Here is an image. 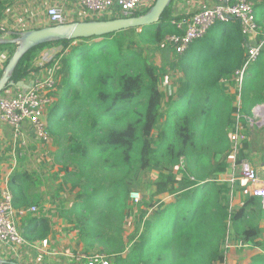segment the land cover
<instances>
[{"label":"trees","instance_id":"obj_1","mask_svg":"<svg viewBox=\"0 0 264 264\" xmlns=\"http://www.w3.org/2000/svg\"><path fill=\"white\" fill-rule=\"evenodd\" d=\"M155 2L134 17L148 13ZM181 7L172 0L154 25L36 46L23 56L11 77L15 84L29 83L39 71L35 67L38 56L60 48L47 66L50 71L59 67L55 86L58 100L46 110L47 131L51 138L68 136L70 145L61 148L56 159L61 162L67 158V181L81 187L76 205L81 211L71 212V222L77 226L84 252L105 254L112 258L111 264H222L232 230L235 243L259 245L256 240L261 230L243 226L252 203L233 210L231 185L218 180L232 154L230 134L238 112L234 94L232 105L224 91L235 87L231 79L246 60L248 39L239 24H217L212 30H219V36L209 34L181 55L179 66L185 82L179 98L185 102V111L175 112L177 118L165 124L160 133L162 142L160 136L154 138L163 117V93L156 67L146 61L144 51L159 49L168 36L181 34L172 25L185 16ZM4 15V0H0V22ZM263 59L250 70L261 73L260 77L244 82L242 114L264 99ZM245 143L237 152L238 164ZM182 160L186 180L193 179L195 184L180 190L175 171ZM70 167L76 170L72 172ZM150 171L165 173L153 184V196L169 193L176 202L164 210L156 207L158 202L150 204L155 211L142 231L129 239L124 224L131 214L137 174ZM32 184L28 173L11 179L15 208H30L35 203L29 196ZM26 220L22 235L28 243L40 245L48 240L51 226L46 217L28 216Z\"/></svg>","mask_w":264,"mask_h":264},{"label":"built area","instance_id":"obj_2","mask_svg":"<svg viewBox=\"0 0 264 264\" xmlns=\"http://www.w3.org/2000/svg\"><path fill=\"white\" fill-rule=\"evenodd\" d=\"M68 1V0H66ZM210 7L196 12H186L180 21H173L181 34H173L166 38L177 55H183L197 41L205 38L217 24L237 23L242 34L248 39L245 45L246 60L236 70L231 82L235 83V114L234 128L230 134L232 154L237 155L247 140L246 123L249 117L241 113L242 89L250 70L264 56V24L260 23L257 7L264 5V0H212ZM143 0H81L84 17L88 19L130 18L138 12ZM48 26L64 25L70 22L64 6H50L45 12ZM57 53V52H56ZM56 53L46 50L35 61L39 69L27 90L12 88L0 95V123L14 130V136L20 137L23 125L31 127L37 138L49 142L51 136L47 131L46 110L53 103L50 93L55 89L54 70L46 75L44 72L54 60ZM28 84V83H27ZM253 114L264 119V107L257 106ZM239 176L255 187L254 195L261 198L264 207V181L257 171L246 161L239 163ZM236 177L232 181H235ZM136 201L137 195L132 196ZM37 211L36 207L15 208L14 196L6 179L0 185V259L19 260L27 242L22 235L18 222ZM230 246H228L229 248ZM3 260V259H2ZM76 264H111L105 255L81 254Z\"/></svg>","mask_w":264,"mask_h":264},{"label":"rangeland","instance_id":"obj_3","mask_svg":"<svg viewBox=\"0 0 264 264\" xmlns=\"http://www.w3.org/2000/svg\"><path fill=\"white\" fill-rule=\"evenodd\" d=\"M180 1L181 0H178V2ZM20 2L21 0H4V17H7L9 22L7 27H13L12 25L18 19L22 24H27L29 21H32L35 27L45 28L46 23H43L45 22V13L36 11V13L33 12L35 14H30L29 11H17L16 9L19 8L18 5H22ZM154 2L155 0H143V3L138 11L149 8ZM21 8L22 7L19 9ZM40 19H42V21H40ZM76 19L81 22L85 21L84 18ZM10 23L12 25H10ZM6 32L8 31L5 29L1 35H5ZM209 34L219 36L220 31L211 30L208 35ZM99 41L100 40H97L96 42ZM2 46L4 47L9 45L3 44ZM18 47L19 46L17 44H13L6 49L8 59L13 57L18 50ZM49 50L56 53L60 50V48L56 47ZM144 56L148 63H152L156 67V71L161 80L160 90L163 93V117L158 125V128L153 133L154 138H157V136H160L165 124L168 121H172L177 118L175 112L185 111L183 108L185 102L179 98L180 88L183 87L185 76L182 72V68L179 66L181 55L178 56L175 53L174 48L167 42L166 39L159 49L145 50ZM55 69H57L54 70V72L56 71L55 80L57 85V71L59 70V67H56ZM5 71L6 64L0 67V76H3ZM47 72H50L49 67L46 68L45 74ZM77 88L81 90L79 85H77ZM10 89L12 90V88H7L6 90L9 91ZM222 90L224 91V88H222ZM226 92L224 91L226 96L228 97L229 95L231 97V93H235V88H231L230 92ZM57 94L58 92L56 88L52 93H50L49 96L52 97L53 102L58 100ZM230 97L228 98L230 99ZM230 101L233 105L232 97ZM169 113H171L172 117H168ZM85 120L86 119H84V121ZM69 134L74 133L70 132ZM162 139L163 137L160 136L158 140L162 142ZM69 145L68 136L59 138L53 137L49 142L41 141L37 138L31 127L27 125H23V132L18 138L11 135L10 130L9 136L0 137V185L3 184L6 179L9 180L10 185L11 179L16 174L28 173L31 176L33 184L29 189V196L33 199V202H35L32 206L36 207L37 211L30 214L29 217H46L50 222V237L51 240L55 242L54 245L56 248L60 247L68 250L76 264L78 255L84 254L85 252L84 245L81 243L78 235L77 226L71 222V219L74 217V215H71V212L77 213L81 211L80 208H76V205L80 201L79 195L81 194V187L74 186L72 182L67 181L66 173L64 172V164L66 163L67 158L61 159V162H58L56 159L57 155H61V148H65ZM69 170L73 172L76 168L70 167ZM164 176L165 173L162 174L156 171L146 173L141 172L137 174V181L135 184L137 189L132 196L137 195L138 201L131 196V214L124 224L127 238L129 237V239H133L134 235H137L142 231L146 219L149 217L150 213L155 211L150 204L158 202L156 207L160 210H164L165 207L176 202V197L169 193L157 197L153 196L156 190L153 184L164 178ZM175 176L180 182V190L186 189V185L195 184L193 179L186 180L188 176L186 175V163L183 160L177 167ZM144 212H147L146 217L144 216ZM26 219L27 218H22L18 222V226L22 233L27 222ZM157 233H160L159 229H157ZM227 242L228 246H231L232 244H235L238 247L244 246L234 242L232 233L229 234ZM132 243H134V241ZM243 250L244 248L239 249L240 252ZM91 255L101 254L91 253ZM109 259L110 262H112V258Z\"/></svg>","mask_w":264,"mask_h":264},{"label":"crops","instance_id":"obj_4","mask_svg":"<svg viewBox=\"0 0 264 264\" xmlns=\"http://www.w3.org/2000/svg\"><path fill=\"white\" fill-rule=\"evenodd\" d=\"M21 9H16L17 11L23 10L29 11L30 14H35L36 11L45 13L47 8L50 6L58 5L64 6L66 14L70 22H78L76 18H84V12L81 6V0H21ZM179 3V4H178ZM212 0H181L177 4L185 8L186 12H196L198 10L210 7L212 5ZM181 7V8H182ZM264 5H259L257 7V15L259 21L264 24V18L261 16L264 14ZM35 12V13H33ZM42 21V19H40ZM8 18L0 22V29L2 32L6 29L8 32L5 35L0 34V45L8 44L9 46L13 44H19L20 37L24 33L38 29L35 27L32 21L27 24H22L18 19L12 25L13 27L8 28ZM46 23V22H43ZM41 24V23H40ZM46 27L47 24L45 25ZM35 28V29H34ZM3 36V37H2ZM15 36V37H14ZM19 38H17V37ZM6 38V39H4ZM9 46L2 47L0 51V67L5 65L9 60L7 58V48ZM45 73V72H44ZM51 74L47 72L46 75ZM261 73L255 72L254 70L249 73L248 78L256 77ZM263 75H261L262 77ZM30 81L27 85H31ZM264 93V89L262 88ZM257 106L264 107V99L261 103L247 107L248 111L245 114L249 117L250 121L246 123V136L247 140L245 143V149L242 153V161L248 162L258 173L259 178L264 181V119L259 118L253 114V109ZM4 124L0 123V137L9 136L10 130L11 135H14V130ZM23 130V128H22ZM13 131V132H12ZM25 131V130H24ZM238 156L229 154L226 158V171L218 175V180L221 182H227L231 185V208L233 210H238L242 208L246 202H251L248 209V216L243 223V226H255L261 230L256 243L259 245H244L238 247L232 244L226 255L225 263L222 264H264V207L261 198L254 195L255 187H253L248 181L242 179L239 176V164L237 163ZM236 177L235 181H232ZM254 201H251L253 200ZM242 229L239 230V232ZM233 237L236 233L232 230ZM55 242L49 239L40 245H33L28 243L27 248L23 250V255L19 260H16L19 264H75L73 257L68 250L57 247L54 245ZM240 248H244L242 252L239 251ZM4 260V258H2Z\"/></svg>","mask_w":264,"mask_h":264},{"label":"water","instance_id":"obj_5","mask_svg":"<svg viewBox=\"0 0 264 264\" xmlns=\"http://www.w3.org/2000/svg\"><path fill=\"white\" fill-rule=\"evenodd\" d=\"M172 0H156L151 10L140 17L116 18L110 20H94L82 22H69L64 25L48 26L38 30H31L20 37L18 50L10 59L6 71L0 79V95L7 88L27 90L29 86L24 82L15 84L11 81L12 74L23 56L36 46L53 41L87 39L102 37L121 31L142 28L157 24ZM0 264H19L0 259Z\"/></svg>","mask_w":264,"mask_h":264}]
</instances>
